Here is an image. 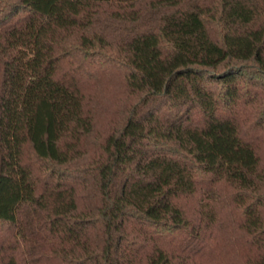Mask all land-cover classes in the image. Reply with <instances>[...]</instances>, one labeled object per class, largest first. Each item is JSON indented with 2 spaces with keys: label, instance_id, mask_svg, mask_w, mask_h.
I'll list each match as a JSON object with an SVG mask.
<instances>
[{
  "label": "trees",
  "instance_id": "16d2710c",
  "mask_svg": "<svg viewBox=\"0 0 264 264\" xmlns=\"http://www.w3.org/2000/svg\"><path fill=\"white\" fill-rule=\"evenodd\" d=\"M0 264H264V0H0Z\"/></svg>",
  "mask_w": 264,
  "mask_h": 264
}]
</instances>
